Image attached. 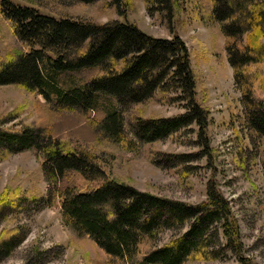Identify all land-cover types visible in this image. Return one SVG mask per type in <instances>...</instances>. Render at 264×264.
<instances>
[{
    "label": "trees",
    "instance_id": "1",
    "mask_svg": "<svg viewBox=\"0 0 264 264\" xmlns=\"http://www.w3.org/2000/svg\"><path fill=\"white\" fill-rule=\"evenodd\" d=\"M24 1L0 2L2 14L24 46L0 63V85H24L42 95L53 111H73L83 117L92 113L95 119L89 123L104 137L121 149L145 148L146 157L156 165L174 167L186 161L183 154H166L149 144L192 123L198 125L203 145L209 149L208 111L197 99L189 51L179 35L156 37L119 18L97 23L40 10L69 1L98 0ZM124 3L111 0L120 15H124ZM165 3L169 15L173 6L178 7L176 0ZM213 5L242 92L246 125L264 136V0H214ZM157 93L159 101H183L186 110L150 118L132 110ZM101 94L114 97L116 105H105ZM25 149H33L42 158L51 191L64 185L59 192L64 218L104 251L103 264H182L190 257L212 259L228 250L242 251L228 200L215 183H208L207 199L197 204L159 196L109 178L97 156L72 141L60 140L46 127L0 126V159ZM70 172L94 185L80 189L66 183ZM18 201H10L12 208L17 209ZM187 222L190 227L167 244L151 250L143 247L162 230ZM222 238L225 243L217 246Z\"/></svg>",
    "mask_w": 264,
    "mask_h": 264
},
{
    "label": "rangeland",
    "instance_id": "2",
    "mask_svg": "<svg viewBox=\"0 0 264 264\" xmlns=\"http://www.w3.org/2000/svg\"><path fill=\"white\" fill-rule=\"evenodd\" d=\"M176 1L178 7H172L171 15L165 0H126L121 4L124 15L111 0L69 1L40 10L97 23L119 18L156 37L179 35L189 51L197 99L208 111L209 149L203 145L198 125L192 123L149 144L166 154H183L186 161L174 167L156 165L146 157L145 148L121 149L104 137L93 122L89 123L95 119L92 113L83 117L73 111H53L42 95L18 83L0 85V126L46 127L60 140L72 141L80 150L97 156L109 178L159 196L197 204L207 199L208 183H215L228 200L242 251L228 250L212 259L190 257L182 264H264V136L246 125L242 92L227 55L223 24L212 13L214 0ZM23 48L0 8V63ZM100 96L105 105L114 107L117 103L110 95ZM157 98L158 93L132 110L148 118L186 110L183 101L170 103ZM46 175L42 158L33 149L8 152L0 159V264H103L104 251L64 218L59 195L64 185L51 191ZM65 181L80 189L94 185L80 180L76 172L68 173ZM17 197V209L12 208L10 201ZM46 197L51 201L46 202ZM189 227L187 222L180 228L164 229L142 245L150 250L162 246ZM216 243L218 246L225 240Z\"/></svg>",
    "mask_w": 264,
    "mask_h": 264
}]
</instances>
